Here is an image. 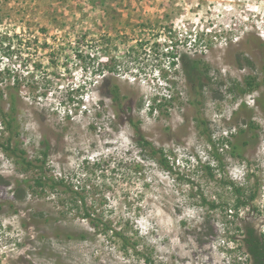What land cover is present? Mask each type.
<instances>
[{
    "label": "rangeland",
    "instance_id": "1",
    "mask_svg": "<svg viewBox=\"0 0 264 264\" xmlns=\"http://www.w3.org/2000/svg\"><path fill=\"white\" fill-rule=\"evenodd\" d=\"M182 54L207 69L201 92ZM105 80L170 168L116 117ZM9 89L13 141L35 159L45 139L44 171L84 192L94 221L65 186L27 187L40 171L0 150V264H247L242 229L264 230V0H0V111Z\"/></svg>",
    "mask_w": 264,
    "mask_h": 264
},
{
    "label": "trees",
    "instance_id": "2",
    "mask_svg": "<svg viewBox=\"0 0 264 264\" xmlns=\"http://www.w3.org/2000/svg\"><path fill=\"white\" fill-rule=\"evenodd\" d=\"M181 67H182V73L188 83L191 84V88L196 92H201L203 89V78L208 73L207 69H204L202 67V64L199 60L192 58L188 54H182L180 55L179 59ZM107 78V76H106ZM106 83V80H105ZM248 86L250 88L254 87V82H247ZM249 89V88H248ZM9 102H10V109L8 112H3L1 110L0 112L3 114V121L7 127L9 136L2 138L0 136V150L4 152L11 153L17 158V161L24 166L25 171L29 169H38L40 171L39 175L33 178V185L27 184V187H30L33 189L35 187L45 189L48 187L50 190L58 189L59 186H65L66 189H64L65 192H67L72 199H75L76 202H81L82 204V211H83V218L88 219L91 223L94 221V217L92 213L90 212L89 208L86 206V196L84 195V192L79 190V188L74 187L75 185L72 182H68L65 180V178H55L53 176H48L46 172L44 171V166L46 163V157L48 155V150L46 148V144L48 143L45 139L41 141V144L44 146V150L41 152L40 158L30 159L27 155V152L21 148L18 147L17 143L13 141V136L16 131V126L13 124L16 114V107L18 105V96L17 92L11 91L9 89ZM247 90V88H246ZM245 89L242 91L245 92ZM105 95L109 97L112 103V107L114 110V113L116 117L120 119H125V121L129 124V126L134 130L136 133V143L140 146L149 147L153 154H161V163L166 166L167 168H170L168 165V160L164 154V150L157 149L150 140L147 139L146 135L144 134L142 127H141V121L139 119H136L133 111H132V105L129 101V96H125V94L121 91V88L118 84H110L106 83V92ZM3 95L0 94V97ZM101 104H103L102 101H100ZM196 125L201 129L202 135H204L208 141V143L213 147L214 149V155L217 158L218 162L221 163V160L219 158V151L218 146L216 145V141L213 140L212 134L210 131H208L209 126L205 119L203 118H195ZM226 143H230L232 148L233 154H241L240 148L237 144H233L228 139L225 140ZM225 143V144H226ZM224 144V142H222ZM209 169H211L210 166H208ZM26 183H28L30 180L26 179L24 180ZM226 184L233 187L235 191L241 196L242 191L240 188L235 187L234 183L231 181H227ZM14 195L17 200H23L26 195L27 191L26 188L22 187L21 185H18L17 189L14 191ZM201 201H205V198L202 196ZM206 202V201H205ZM247 202L240 197H238L237 205H244ZM219 204H216L215 202L211 203V207L215 209L218 207ZM103 229H108L110 226L108 223L103 224ZM119 238L122 239L123 243L125 245L129 244V238H127L122 232H115ZM148 259V258H147ZM149 260V259H148Z\"/></svg>",
    "mask_w": 264,
    "mask_h": 264
},
{
    "label": "flooded vegetation",
    "instance_id": "3",
    "mask_svg": "<svg viewBox=\"0 0 264 264\" xmlns=\"http://www.w3.org/2000/svg\"><path fill=\"white\" fill-rule=\"evenodd\" d=\"M239 238L247 264H264V230L253 223H247Z\"/></svg>",
    "mask_w": 264,
    "mask_h": 264
},
{
    "label": "built area",
    "instance_id": "4",
    "mask_svg": "<svg viewBox=\"0 0 264 264\" xmlns=\"http://www.w3.org/2000/svg\"><path fill=\"white\" fill-rule=\"evenodd\" d=\"M2 124V122H0Z\"/></svg>",
    "mask_w": 264,
    "mask_h": 264
}]
</instances>
